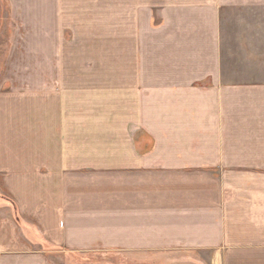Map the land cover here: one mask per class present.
<instances>
[{
    "label": "crops",
    "instance_id": "crops-1",
    "mask_svg": "<svg viewBox=\"0 0 264 264\" xmlns=\"http://www.w3.org/2000/svg\"><path fill=\"white\" fill-rule=\"evenodd\" d=\"M9 2L0 264H264V0Z\"/></svg>",
    "mask_w": 264,
    "mask_h": 264
},
{
    "label": "rangeland",
    "instance_id": "rangeland-1",
    "mask_svg": "<svg viewBox=\"0 0 264 264\" xmlns=\"http://www.w3.org/2000/svg\"><path fill=\"white\" fill-rule=\"evenodd\" d=\"M2 13H5L8 15V22H2L0 25V30L6 31L7 30V38H0V42L2 41V44H0V60H4L5 57L9 52H11L14 48V31L21 29L22 32H24V37L18 38L20 51L22 50L24 54H18L17 57L24 61L26 71L29 72V74H32L31 70V63L33 61H36L35 56L32 53V47L29 51V47L31 46L29 44V41L31 40L32 31L35 29L33 22H24V23H18L11 20L10 15L12 13V6L10 5L11 2L9 0H2ZM26 9V7H25ZM31 9V8H29ZM106 9L111 10V6L105 7V15L104 19L101 18L99 21H90L88 22V27L90 31H93V33H98L99 38H89V42L91 45L97 46V42H99V45L102 46V42L104 43V47L100 51L101 54L105 55L104 61H102L103 55H100L101 61L98 65V63L95 60V57L97 55L96 50L92 51L90 48V54H89V65H88V76L89 77H103V78H111L113 77V61H112V41L113 38L111 36V31L113 30V22H112V13L111 11H108ZM27 12V10H26ZM30 14V13H28ZM34 26V27H33ZM39 29V28H38ZM99 31V32H98ZM95 36V35H94ZM67 38L69 35L67 34ZM70 40V38H68ZM74 40V39H73ZM80 40V39H77ZM3 49V50H2ZM95 49V48H94ZM7 54H6V52ZM92 52V53H91ZM80 51L78 50L77 53L73 54V62H80ZM94 57V58H93ZM78 59V60H77ZM41 63L42 65H48V54H42L41 55ZM97 64V65H96ZM76 67V66H75ZM74 76H80L81 71L77 68L73 70Z\"/></svg>",
    "mask_w": 264,
    "mask_h": 264
}]
</instances>
